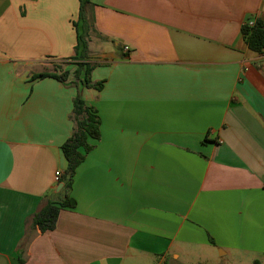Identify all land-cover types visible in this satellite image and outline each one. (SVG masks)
Listing matches in <instances>:
<instances>
[{"label": "crops", "instance_id": "0c3cea01", "mask_svg": "<svg viewBox=\"0 0 264 264\" xmlns=\"http://www.w3.org/2000/svg\"><path fill=\"white\" fill-rule=\"evenodd\" d=\"M258 18L264 0H0V264H264ZM82 34L100 89L74 76ZM77 96L100 138L65 191Z\"/></svg>", "mask_w": 264, "mask_h": 264}, {"label": "trees", "instance_id": "16d2710c", "mask_svg": "<svg viewBox=\"0 0 264 264\" xmlns=\"http://www.w3.org/2000/svg\"><path fill=\"white\" fill-rule=\"evenodd\" d=\"M80 17L83 18V12L80 13ZM251 21H253V24L250 23ZM242 32L251 50L259 53L264 52V19H249L243 25ZM85 49L86 43L82 34L79 36V41L76 45V55L73 57V59L79 60L74 76L80 79L87 87L100 89L103 86L102 82L93 84L91 81L90 74L93 65L86 61ZM82 73L84 77L81 79ZM69 74V71H64L61 74L40 72L34 73L32 78L54 77L65 80ZM72 116L75 125L74 132L62 145L64 155L68 161L67 168L61 179L64 182L65 191L70 190L77 167L94 147L92 140L100 138V117L96 109L88 106L80 96L74 98ZM75 204L76 201L68 194L60 200H49L40 210L33 214L31 219L35 228L41 233L53 230L56 227L60 210L64 207H74Z\"/></svg>", "mask_w": 264, "mask_h": 264}, {"label": "rangeland", "instance_id": "374dc122", "mask_svg": "<svg viewBox=\"0 0 264 264\" xmlns=\"http://www.w3.org/2000/svg\"><path fill=\"white\" fill-rule=\"evenodd\" d=\"M225 260H226V258H225ZM240 262L242 264H252V261H250V258H249V260L247 258H242Z\"/></svg>", "mask_w": 264, "mask_h": 264}, {"label": "built area", "instance_id": "2783aa9c", "mask_svg": "<svg viewBox=\"0 0 264 264\" xmlns=\"http://www.w3.org/2000/svg\"><path fill=\"white\" fill-rule=\"evenodd\" d=\"M250 23L253 24V21H251ZM126 49H128V47H126ZM60 175H61V172L57 171L56 176H55L56 181L60 180Z\"/></svg>", "mask_w": 264, "mask_h": 264}]
</instances>
